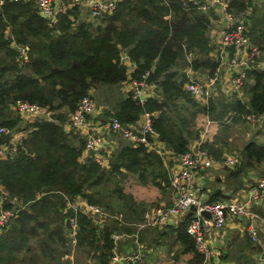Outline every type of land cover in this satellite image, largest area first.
I'll return each mask as SVG.
<instances>
[{"label":"trees","instance_id":"obj_1","mask_svg":"<svg viewBox=\"0 0 264 264\" xmlns=\"http://www.w3.org/2000/svg\"><path fill=\"white\" fill-rule=\"evenodd\" d=\"M182 1L121 0L115 12L105 16V24L96 26L91 21L79 20L75 12L68 15L71 10L50 24V19L41 15L32 0H0V126L28 132L16 148L10 134H0V197L10 196L12 203L7 201L4 206L17 211L14 223L0 235V264H17L16 252L27 254L26 248L30 257H34L28 263L38 264V258L45 261L57 257L56 263L49 264H70L69 258L61 260L71 249L65 219L74 212L66 209L63 213L67 197L82 195L89 202L112 210L130 200L127 197L122 204L108 200L107 182L125 176L126 172L138 174L143 182L159 185L164 180L170 184L161 158L144 146L135 147L124 137L121 142L124 146L113 152L110 167L85 156L86 138L65 128L82 97L90 95L99 110L111 107L112 117L103 123L116 117L128 126L139 121L144 113H153L155 132L176 156L188 150L191 141L199 137H192L189 132L190 123L199 111L208 112L212 119L230 126L246 122L242 115L247 111L264 114V71L249 73L256 85L250 91L248 109L240 100H221L212 102L207 110L185 91L187 79L174 68L187 64V50L197 55L194 68L213 73L218 60L210 55L211 14H205L191 1L185 8ZM254 5L253 0H230L229 9L243 12L251 7L253 11ZM251 20L250 36L264 48V12L254 13ZM14 42L21 49L29 48L27 61L20 60L21 49L12 46ZM121 53L136 64V78L150 71L147 81L158 86L144 103L130 95L125 97L122 92L128 75L126 66L120 64ZM18 99L38 103L53 115L21 126V117L11 114L10 104ZM184 104L188 105L185 108L190 111L189 116L181 114L179 107ZM91 116L87 115V119L91 120ZM215 144L205 146L215 158H221L222 150ZM240 154V164L229 172L236 178L264 165V143L252 140ZM260 174H264L263 169ZM224 197L219 188L210 201ZM261 213L264 215V211ZM77 220L75 248L86 249L88 255L96 253L97 264H109L114 255V231L123 234L133 230L114 221L98 230L93 219L81 212ZM187 223L184 219L175 230L186 250L203 261L187 233ZM34 238L35 245L31 243Z\"/></svg>","mask_w":264,"mask_h":264},{"label":"built area","instance_id":"obj_2","mask_svg":"<svg viewBox=\"0 0 264 264\" xmlns=\"http://www.w3.org/2000/svg\"><path fill=\"white\" fill-rule=\"evenodd\" d=\"M32 1L35 2L42 16L54 22L61 14L76 8L74 3H83L89 9L91 17L99 19L112 15L121 0H70L68 4H65L63 0ZM189 1L203 11L220 6L223 11V20H221L220 28L214 33L217 36V40L211 39L212 50L210 55L212 59L216 58L218 60V66L213 73L210 74L209 70H195L192 64L197 55L193 50L186 51L188 66L185 69V77L187 79L184 84L185 91L195 100L209 98L215 91L223 73L226 81L223 90L228 92L226 88L228 82L237 100L246 104L248 109V102H245L244 98H248L247 95L249 94V101L251 93L250 87H245V81L249 78V73L264 71V48L255 43L250 36L251 7L243 12H233L229 9L230 0H211L208 3H200L197 0H183L182 4L185 8L188 7ZM127 61L128 56L125 53H121L120 64L126 65ZM134 69L135 65H133ZM227 72L228 74H226ZM149 74L150 71H146L141 78H130V96L141 103H144L152 96L151 88H154V85L147 81ZM16 108L23 116L31 115L32 117H36L42 112L44 107L28 100H18ZM96 108V100L91 98L90 95L82 97L78 103V107L70 115L69 124L77 128L79 133L88 140L87 148L89 150L85 151L86 154L90 156V153L93 152V155L90 157H93L99 164L104 165L106 159L104 157L105 153L103 154L102 151L105 147V140L99 136L97 131H94L97 125L87 119V115L93 114ZM143 116V118L141 117L143 120L140 119L128 126L122 125L120 120L114 117L105 123L99 124L98 131L106 130L122 133L133 145L144 144L151 147L150 136L157 135L152 124L153 113L146 112ZM242 117L247 123L253 125L257 123L261 124L262 122V116L251 110L245 112ZM0 134H10L11 143L15 148L26 136V132L23 130L12 131L5 126H0ZM203 138L201 137L197 140L196 144L190 146L184 153L176 156L170 176V187L174 191V200L170 206H160L156 209L154 222L165 225L173 218L188 220L187 233L192 236L195 249L202 255V263L209 264L211 257L217 254V250L213 248L209 240V235L215 228H223L229 215L246 218L249 222L248 229L252 241L255 244L263 246L258 236V229L254 224V220L258 218V214L253 209V206L256 202H264V177L251 185L247 196L240 202L210 201V199H204L200 194L201 186H199L198 180L201 174L215 166L234 168L240 164L242 158L241 154L238 153L223 156L221 159L215 158L205 147ZM4 203V201L0 202V230H4L10 224L17 212L13 208L5 207ZM65 207L66 209H72L74 212L73 215L67 218V235L70 240L71 249L75 248L77 244L78 212L89 215L97 226V223L107 218L109 216L108 212H110L108 210L106 212L99 204L89 202L82 195L76 196L74 199L66 198ZM203 210L210 211L212 217L207 218L204 216L202 214ZM124 236H128V233L112 235L114 239V255L109 264H123L124 262H127V264H141L144 260L141 249L142 245H138V250L127 256L117 253L118 241ZM69 253H66L64 256L73 260L75 252L70 257Z\"/></svg>","mask_w":264,"mask_h":264},{"label":"crops","instance_id":"obj_3","mask_svg":"<svg viewBox=\"0 0 264 264\" xmlns=\"http://www.w3.org/2000/svg\"><path fill=\"white\" fill-rule=\"evenodd\" d=\"M197 1L200 3H208L211 0ZM201 11L205 14H211L212 25L210 32L216 33L217 30H215L216 27L214 26H220L221 20H223V11L221 7L215 6L208 11ZM91 19L93 20L92 17ZM211 39L212 38L210 36V43ZM133 65H135L136 68V64L132 62L128 57V61L125 65L127 69L128 80L123 83L127 85L122 86L121 88L125 97H127L128 95L127 92L130 91L129 80L131 77H133L135 70H133ZM187 66L188 61L184 67L177 69L178 67L176 66L174 69L185 76V69L187 68ZM192 67L194 68V63L192 64ZM194 69L199 70V68ZM200 69L202 71L204 70L203 68ZM226 74H228V72ZM153 85L154 88H151V92L155 93L158 90V86L156 83H153ZM248 85L250 86V91L252 92V86L256 85V80L251 75H249ZM124 90H126V93H124ZM103 110L104 109H102V111ZM143 117L144 116H142V118ZM262 124L263 122H261L259 126H261ZM232 126L233 125H231V127ZM238 127L241 128L240 126H237V128ZM94 131H97L98 134H100L101 131L112 133L106 130L98 131V125L94 129ZM250 132L251 137L249 141H247V143L252 140L258 143H264V131L261 135L260 133L262 132H260L259 130L253 129L250 130ZM123 137L124 136L122 135V133H112L110 134V137L106 139L104 138V145H108L112 150L111 153L108 152L109 157L107 160H105V166L110 167V160L113 152L124 146L121 145V142L125 138ZM225 137H228V135H225L224 138ZM215 138V141L220 139L219 136H215ZM150 141L152 143L151 147L145 146L144 144L134 146H144L146 149H148V151L156 153L162 160V164L166 172V178L170 179L172 166L174 165L177 154L173 149L167 146L165 141L160 139L159 135L150 136ZM230 141L231 139H226L225 143H222V141L220 140L219 144H215L218 149L222 150L221 158L226 155L236 154V151L230 153V151L234 150H230L226 144H230ZM84 155L88 156L86 152L84 153ZM256 169L249 170L245 175H242L238 178L229 174L231 168H221L219 166H215L211 169H208L206 172H203L201 174V177L198 179L199 186H201L200 194L204 199H211L216 195V191L218 192L220 188L224 192L225 197L224 199L218 201L240 202L247 196L248 192L250 191L251 185L255 184L260 178H262L257 177L253 172V170ZM128 173L133 172H126L127 176ZM133 174H135L137 178L140 179V182L138 181V186L141 188L139 199L136 195L133 197L134 200L132 201L131 196L128 194V200L130 201L126 205H121V208L117 210H109L112 213V216H108L102 222H98V226L95 224L97 229L100 230L103 228L104 224H109L110 222L114 221L120 226H123L125 224L126 226H131V229H136L137 233H140V231H142V234H144L141 238L144 245L143 251H145V264H203L202 260H200V258L197 257L192 251L186 250V245L183 243L182 239H180L177 231L175 230L184 220H181L180 218H173L165 225L156 224L154 222L156 209L160 206H170L173 203L174 191L170 187V184H168V182L165 183L164 180L161 181L159 178L158 179L160 180V182H158V179H156V182H158L159 185L151 181L143 182L138 174ZM147 187L154 188L148 190ZM144 188H147V190H145ZM152 194L156 196L157 199L155 201H157L158 205L153 206V208H151L150 210V206L152 205L147 201L152 196ZM253 209L258 214V218L254 220V224L258 229V236L263 246L255 244L253 241L251 242L252 239L250 237L248 229L249 222L246 218H241L236 215H229L225 226L223 228H215L209 235V240L213 248L217 250V254L211 257L209 264H264V215L261 213L262 211H264V202H256L253 206ZM113 234L122 235L120 231H114L112 235ZM126 238H131V235L128 234V236L119 239L118 243V253L122 256H127L128 253H131L136 248V244L134 243V241L131 239L126 240Z\"/></svg>","mask_w":264,"mask_h":264},{"label":"rangeland","instance_id":"obj_4","mask_svg":"<svg viewBox=\"0 0 264 264\" xmlns=\"http://www.w3.org/2000/svg\"><path fill=\"white\" fill-rule=\"evenodd\" d=\"M69 1L70 0H63V2L65 4H68ZM253 1H254L255 5H254V10L250 14V24L252 23L251 17H252V15L254 13H261V12L263 13L264 12V0H253ZM74 5L76 6V8L72 9L68 13V15L73 16L72 13L75 12L78 15L79 20L91 21L96 26H97V24H103V25L105 24L103 22V20L106 17L95 19L96 21L94 19L92 20L91 16H90V13H89V9L83 3H74ZM58 19H56L54 22H52L50 20V24L56 23L58 21ZM214 27H216L215 30H218L220 28V26H214ZM210 31H211V28L209 30V35L211 36V38L214 41H216L217 40V36L214 33H211ZM12 46H14V47L17 46V48H19V49L22 48V46H18L15 42L12 43ZM217 49H219V47H217ZM28 50H29L28 47H25V48L21 49L20 60L22 58H23L24 61L28 60ZM180 68H181V66H178L177 69H180ZM199 70H201V69L199 68ZM132 78H136V76L133 75ZM225 82H226L225 81V76L222 73L221 74V80L217 84L216 89L213 92L212 96L209 97V98H204V99H199V100L196 99L199 103L195 99H194V101L198 105L203 106V107H205L208 110V109L211 108V106H212L211 103L212 102H216L217 103V102H219L221 100H223L225 102H228V101H231V100H237V97L234 94V92H232V90L230 89V87L228 85V82H227V87H226L228 92L223 90V88L225 86ZM248 82H249V78L245 81V87L246 88H248V86H249ZM125 85H127V84H123V86H125ZM124 93H126V90H124ZM127 93H128V95H130L131 91L127 92ZM247 96L249 98V94ZM248 98H244L245 102H249ZM18 100H20V99H18ZM17 101H16V103H17ZM16 103L10 104L11 105V109L13 110V112L11 114L19 115L21 117V120H20V125L21 126H27L29 123L35 122L37 120H40L41 118H48L51 115L50 111H48L46 108H43L42 112L40 114H38L36 117H32L31 115H28V116L20 115V113L18 112V110L16 108ZM185 106L186 105L184 104V106L179 107L181 109V112H182L181 114L184 115V116H189V112L190 111H188L185 108ZM102 109L100 111L98 109V106H97L96 111L91 116V121H95L94 123L96 125L102 124L104 120H108L109 118L112 117L111 114H109L110 109H111V107L109 105L108 106H104V110L103 111H102ZM51 119H53V118H51ZM226 119L228 121V117H226ZM261 120L263 122V124L261 126H259L258 123L253 125V124H250V123H247V122L243 121V123L240 122L237 125H233L232 127L229 125V123H225V124H227V127L225 128V126H226L225 124H222L218 120L212 119L208 112L199 111V112L196 113L195 119L193 121H191V123H190L191 126H190V129H189V132H192V134H193L192 137H195V136H199V137L198 138H194L191 141L190 146L196 144L197 140H199L201 137H204L203 138L204 139V145H206V144L211 145L213 142L219 144L220 140L222 141V143H225L226 139H229V140L231 139V141H230L231 143L230 144L226 143L230 150L234 149L233 151H230V153L236 151V153L240 154L242 149H243V147L245 146V144H247V141H249V139L251 137L250 130H253V129L254 130H259L260 132H262V133H260V135L263 134V131H264V114L262 115ZM237 126H240L241 128H239V127L237 128ZM65 128L68 131H73V132H78L79 133L77 128H75L74 126L70 125L69 122L66 124ZM196 132H198L199 135H197ZM110 134H112V133H106L104 131H101L99 136H101V137L106 139V138L110 137ZM27 135H28V132H27L26 136ZM225 135L226 136L228 135V137L224 138ZM215 136H219L220 139L215 141L216 140ZM87 143H88V140H87ZM85 149H86V151L89 150L87 148V146H86ZM105 152H107V153H105ZM108 152H110V153L112 152L111 147H109L108 145H105V147L103 148L102 153L103 154L105 153L104 157H105L106 160L109 157ZM91 155H93V152L90 153V156ZM83 160L84 159H82L81 161H83ZM101 161H102V159H101ZM174 164H175V161H174ZM104 167H107V166H104ZM261 169L264 170V165H261L260 167H257L256 170H253V172L256 174L257 177H264V174H260ZM224 172H225V170H224ZM138 181L140 182V179H138L137 176L135 174H133V173H128V176L125 175V176H121L119 179H114V180L108 181L107 182L108 185L106 187V191H107V194H108L109 197L107 199L108 200L120 201V204H122L124 202L123 199H127L128 194L131 196L132 201L134 200L133 197L136 196V195H137V198L139 199V196H140L139 193H140V189L141 188L138 186V183H139ZM121 187L123 188V190L119 191L118 188H121ZM147 188H148V190H150L151 188H154V187H147ZM147 188H144V189L147 190ZM92 190L95 191V187ZM150 195H151V193H150ZM67 198H69V197H67ZM156 199H157L156 196H154L152 194V196L147 201V202H150V204L152 205V206H150V210H151V208H153V206H157L158 205L157 201H155ZM12 200L13 199L10 198V196H1L0 197V202L1 201H4V202L9 201V202L12 203ZM64 206H65V201H64ZM64 206H63V213L65 212L64 210L66 209V207L64 208ZM99 206H101V205L99 204ZM101 207H103L106 210V212H107V210L108 211L110 210L106 206H101ZM117 209H119L118 206L114 207L112 210H117ZM108 214H109V216H112L111 212H108ZM15 218H13L11 220L10 224L7 227L11 226L14 223ZM65 221H67V218L65 219ZM65 225H66V223H65ZM125 226H126V224H125ZM133 230L134 231L127 232L128 234L131 235V238H126V240H128V239L133 240L134 243L136 244V248L131 253H128V255L132 254V253H135L138 250V245L139 246L143 245L141 237L144 234H142V231H140V233L139 232L137 233L136 229H133ZM5 232H7V228L4 229V230L1 229L0 230V235H2ZM41 234H43V231H41ZM36 242H37V239H35V238L31 241V243L33 245H35ZM118 243H119V241H118ZM69 249H70V245H69ZM141 249H142V254H143V258H144V256H145V251H143L144 250V245L142 246ZM25 252L27 254L23 253L21 250H18L16 252V256H17L16 257L17 258L16 262H17V264H31V263H28L27 260L34 259V257H30L31 255H30V252L27 250V248L25 249ZM69 252H70L69 253V257L75 252L73 260L70 259V264H97V259L95 257L96 253H94V252H90L89 255H88V251L86 249L79 248V247L77 249L76 248H72V249L69 250ZM117 253H118V249H117ZM119 255H121V254H119ZM124 256H126V255H124ZM38 259L40 260V263H38V264H49L50 262L56 263L57 260H58L57 257H55V259L45 260V261H42L41 258H38ZM61 260H62V262H65V260L68 261L64 255H62ZM143 262H144V260H143ZM143 262L141 264H145V262L144 263ZM123 264H127V262H124Z\"/></svg>","mask_w":264,"mask_h":264},{"label":"water","instance_id":"obj_5","mask_svg":"<svg viewBox=\"0 0 264 264\" xmlns=\"http://www.w3.org/2000/svg\"><path fill=\"white\" fill-rule=\"evenodd\" d=\"M202 214L204 216H206L207 218H211L212 217V213L210 211H207V210H203Z\"/></svg>","mask_w":264,"mask_h":264}]
</instances>
